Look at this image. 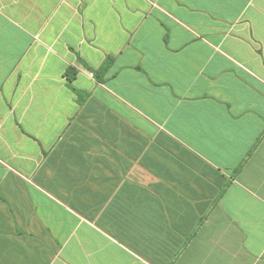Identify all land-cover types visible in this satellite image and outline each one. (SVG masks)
Listing matches in <instances>:
<instances>
[{"label":"crops","instance_id":"1","mask_svg":"<svg viewBox=\"0 0 264 264\" xmlns=\"http://www.w3.org/2000/svg\"><path fill=\"white\" fill-rule=\"evenodd\" d=\"M0 264H264V0H0Z\"/></svg>","mask_w":264,"mask_h":264}]
</instances>
